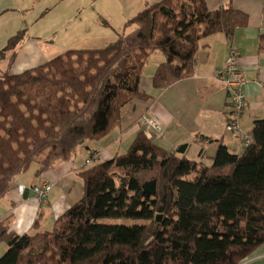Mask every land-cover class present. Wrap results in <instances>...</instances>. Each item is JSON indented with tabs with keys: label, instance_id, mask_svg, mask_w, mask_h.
Masks as SVG:
<instances>
[{
	"label": "trees",
	"instance_id": "1",
	"mask_svg": "<svg viewBox=\"0 0 264 264\" xmlns=\"http://www.w3.org/2000/svg\"><path fill=\"white\" fill-rule=\"evenodd\" d=\"M248 21L231 4L158 0L103 47L69 48L21 73H0V200L33 164L37 179L120 128L125 115V128L146 115L152 97L139 82L150 54L164 56L152 84L166 88L193 75L201 40H230ZM24 36L7 39L0 62L13 63ZM259 39L264 51V33ZM248 135L239 154L219 142L207 165L186 156L189 143L167 150L138 131L124 152L77 173L81 198L50 229L40 230L37 218L19 234L9 216L0 218V264H241L264 243V117Z\"/></svg>",
	"mask_w": 264,
	"mask_h": 264
},
{
	"label": "crops",
	"instance_id": "2",
	"mask_svg": "<svg viewBox=\"0 0 264 264\" xmlns=\"http://www.w3.org/2000/svg\"><path fill=\"white\" fill-rule=\"evenodd\" d=\"M97 1L0 0V49L17 31L25 32L23 41L16 48L13 63L8 67L7 59L1 61L0 73L7 69L10 74L21 73L69 48H100L113 42H108L103 30L97 27L94 12ZM124 1L126 6L132 0ZM148 1L145 6L158 0ZM206 3L210 9L223 5L220 2L210 5L208 0ZM229 4L248 14L247 26L237 28L230 40L223 33L201 40L191 77L163 89L154 88L153 73L163 60L147 67L150 54L139 82V90L152 97L146 115L161 122L160 132L147 137L167 150L189 143L186 156L207 165L211 163L219 142L232 153H241L245 147L243 136L248 135L253 120L264 117V51L259 50V36L264 33V0H227L226 6ZM230 47L240 52L239 69L245 79L247 108L238 119L239 135L226 130L231 100L228 89L216 76V70L223 65ZM130 116H124V123L117 128L115 136L109 137L112 130L100 140L86 141L77 148L71 160L56 163L37 179L32 171L19 175L0 200V218L9 216L11 228L19 234L31 230L37 218L40 230L50 229L54 219L81 198L82 182L77 173L87 165L85 161L90 153L98 151L100 156L89 164L111 159L114 154L124 152L136 133L142 130L139 121L125 128ZM42 183L50 185L42 200L30 192L20 196L15 191L17 184L30 187ZM241 264H264V243Z\"/></svg>",
	"mask_w": 264,
	"mask_h": 264
},
{
	"label": "built area",
	"instance_id": "3",
	"mask_svg": "<svg viewBox=\"0 0 264 264\" xmlns=\"http://www.w3.org/2000/svg\"><path fill=\"white\" fill-rule=\"evenodd\" d=\"M240 52L234 47L228 49L223 65L216 70V76L221 83L229 91V98L231 100V112L226 122V130L232 134H240V126L238 119L241 113L247 108V101L245 98V79L239 69ZM142 130L146 136H151L153 132L159 133L161 130V122L159 119L149 115H143L140 120ZM244 146L250 142L249 135H244L242 140ZM100 156L98 151H92L85 163L89 164L93 159ZM50 189V185L42 183L40 185H32L27 187L24 184H17L15 191L20 195L30 192L38 200H42L46 192Z\"/></svg>",
	"mask_w": 264,
	"mask_h": 264
},
{
	"label": "rangeland",
	"instance_id": "4",
	"mask_svg": "<svg viewBox=\"0 0 264 264\" xmlns=\"http://www.w3.org/2000/svg\"><path fill=\"white\" fill-rule=\"evenodd\" d=\"M148 0H132L130 4L125 6L124 0H98L96 4V17H97V23H98V29L103 30L104 34L106 35V38L109 40L108 42L114 41L117 38V32H121L124 27L125 21L133 16L137 11L142 9L147 3ZM150 2V1H148ZM222 3L223 7L226 6L227 0H208V4L213 5L214 3ZM108 23V25L106 24ZM129 30V29H127ZM98 46V45H96ZM164 59V56L160 52H155L154 54H151V56L148 58L147 61V67H150L151 65L155 64L157 60L161 61ZM139 123H141L139 121ZM117 133V128L113 130V132L110 134V138L115 136ZM90 164H87L88 166ZM35 165L33 164L29 171L27 173H30L33 171ZM100 222L103 223H123L126 225H130L133 223H139L141 221L139 220H132V219H111V218H105L101 219ZM6 245L1 244L0 245V255L4 253L6 250Z\"/></svg>",
	"mask_w": 264,
	"mask_h": 264
},
{
	"label": "water",
	"instance_id": "5",
	"mask_svg": "<svg viewBox=\"0 0 264 264\" xmlns=\"http://www.w3.org/2000/svg\"><path fill=\"white\" fill-rule=\"evenodd\" d=\"M160 218H161V215H157V216H156V219H157V220H160Z\"/></svg>",
	"mask_w": 264,
	"mask_h": 264
}]
</instances>
